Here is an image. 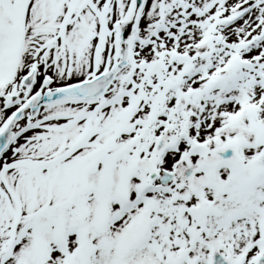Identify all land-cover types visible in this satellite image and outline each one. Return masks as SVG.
<instances>
[{
	"label": "snow or ice",
	"instance_id": "obj_1",
	"mask_svg": "<svg viewBox=\"0 0 264 264\" xmlns=\"http://www.w3.org/2000/svg\"><path fill=\"white\" fill-rule=\"evenodd\" d=\"M0 264H264V0H0Z\"/></svg>",
	"mask_w": 264,
	"mask_h": 264
}]
</instances>
